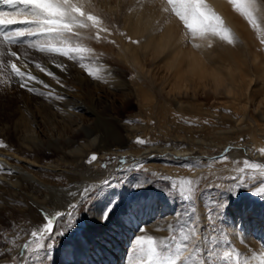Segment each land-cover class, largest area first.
I'll return each instance as SVG.
<instances>
[{
	"label": "rangeland",
	"instance_id": "1",
	"mask_svg": "<svg viewBox=\"0 0 264 264\" xmlns=\"http://www.w3.org/2000/svg\"><path fill=\"white\" fill-rule=\"evenodd\" d=\"M87 1L89 13L107 30L82 29L80 38L52 42L81 51L68 56L41 52L39 46H46L49 38L40 34L14 45L0 36V153L6 154V166H0V264H58L56 256L65 260L97 220L105 226L119 220L123 226L116 238L122 251L115 249L114 241H105L116 257L114 264H263L264 75L252 77L249 61L245 63L240 52L238 67L247 75L243 81L238 78L241 85L230 94L215 90L208 77L191 84L189 71L183 76L188 81L176 87L168 79L169 65L182 62V57L164 58L166 51L156 54L145 48L148 40L135 28L137 16L159 22L163 11L176 17L178 26L172 31L184 33V46L192 47L209 69L216 68V52L225 53L224 42L235 34L225 39V33L206 27L198 39L205 47H199L196 31L185 26L168 0ZM231 1L226 9H234L243 20L247 17L238 4L255 14L264 9V0ZM176 3L192 16L185 0ZM18 7H23L19 0L10 5L0 1L2 12L13 13ZM29 26L0 28L7 34ZM166 31L156 25L151 42L161 40ZM29 40L38 47H28ZM261 41L264 47V38ZM9 61L36 79L26 76L28 87L22 88ZM225 69L220 70L223 76ZM87 126L92 128L89 136L84 134ZM52 135L61 139L47 140ZM148 146L184 155L154 154L145 163H121L117 155ZM100 170L108 171L107 179L75 211L60 214L48 237L42 228L52 218L51 192L72 184L86 186ZM25 173L39 182L27 180ZM182 184L191 190L181 192ZM148 241L156 248V260L144 254ZM177 246L183 249L179 258ZM68 258L74 260L71 254Z\"/></svg>",
	"mask_w": 264,
	"mask_h": 264
},
{
	"label": "bare ground",
	"instance_id": "2",
	"mask_svg": "<svg viewBox=\"0 0 264 264\" xmlns=\"http://www.w3.org/2000/svg\"><path fill=\"white\" fill-rule=\"evenodd\" d=\"M185 1H186V6H188L189 10H193L194 8L199 9L201 12L206 13L210 17L211 25L209 27L213 29L215 27L216 28L214 29V31H216L215 33L220 35H223L225 33L224 35L228 36L231 35L233 32V35L235 34L234 35L235 38L232 40L229 38L230 42L228 41L224 42L227 44L223 46L222 49L228 52L229 54H226V52L224 53L221 51L216 52L215 57H218L217 59L214 60L217 63L215 66L216 68L209 69L207 68V64L203 62V59L199 57L198 53L192 50V47L184 46L185 44L184 33L183 32L174 33L172 31V29L175 26H178L177 25L178 19H176V17L172 15L170 16L165 15L163 11L159 13V17H160L158 18L159 22H155L154 20H148V19L144 21L142 17L137 16L135 28L137 31H141L142 33L144 32L145 39L148 40L145 43H143V46L145 48L151 49L156 54H162L166 51V54L163 55L164 58H166L167 56L168 57L173 56L175 58H177L178 56L182 57V62H178V64L174 63L173 65H169V68L172 70V75L168 79L171 80V82H173L172 84H175L176 87H178L177 84L182 85L183 83L188 81L183 76L185 75V71H189V74H191V78H189L191 84L198 85L199 83H202V79L204 77H208L207 78L208 83H210L215 90L224 89L225 91H228L226 92L228 94L230 90L233 89V87H235L236 89L237 84L241 85L240 80H238V78L243 81L245 80L244 77L247 75V73L245 72L246 70L240 69L241 70L240 71L238 67L239 64L238 59L240 58L239 56L240 52H242V55H244L245 57L244 58L245 63L249 61L247 65L250 67L252 71L251 72L252 77L259 78L264 75V47H263V41H261L264 37L262 38L260 37L261 35H264V21L262 22V20H264V9L262 7H260V9L257 10L259 11L258 14L254 13L255 10H249L251 14V21H249L248 18L243 20V18L239 16L240 15L239 13L238 15L233 11L234 9H230V10L226 9L231 7L230 6L232 4L231 0H225L226 2L224 0H185ZM254 1L257 2L256 0ZM81 2H83V0H81ZM233 16L235 17V20L232 19ZM216 18L219 19L218 24ZM160 24L164 25L167 31L165 32L161 40H157L156 42H151V36L156 28V25H160ZM222 25L226 26L224 27L226 28V30L225 29L224 31H221L222 29L219 30V27H221ZM205 31H206L205 28H202L196 31L195 33L196 38L194 39V42L198 43L199 47L200 46L205 47L203 44H201L198 41V39L205 34ZM237 38L239 39L238 41L242 43L241 49L236 41ZM219 47L221 46L219 45ZM186 48L187 50H185ZM258 50H260L261 56L258 55ZM157 56L159 57L160 55ZM223 68H226L224 71V73L226 72L225 76H223L220 73V70H223ZM91 133H92V128L87 126L86 129L84 130V134L89 136L91 135ZM59 139H61L59 136L52 135L47 140L49 141L51 140L52 142H58ZM64 141L69 142L70 139L66 137ZM36 143L37 145H41L42 141L40 140L39 142L37 141ZM93 145H95V142L92 144V146ZM165 153L170 156H176V157H181L184 155L183 153H178V151L177 152L173 150L169 151V148H161V149L157 148L156 150H154V148L151 146H148L144 150H140L139 152L136 153L121 151L117 155L121 158V163L122 162L136 163L138 161L141 162L144 161L145 163L147 161L148 156L150 157L154 154H165ZM5 155L0 153V166L3 167L6 166V161H5L6 158L4 157ZM155 161L156 159H150L149 162L155 163ZM24 162L25 164L27 163L30 165H34L32 162L27 160ZM147 167L153 168V165L150 166L147 163ZM108 176L109 175L107 170L106 171L100 170L97 172L95 177L91 176L92 177L90 179L91 181L86 186L77 187V185L72 184V186L70 187L55 188L51 192V196L49 198L54 206L53 209H51L50 211V217L57 216V213L65 214L68 212L75 211L81 204L83 198L89 195L93 189L98 188L101 185V182L106 180ZM25 177L27 178V180L28 179L30 181L32 180L31 182L33 181L35 183L39 182L33 175L29 173H25ZM93 218H95L96 220L98 219V217H96L94 213H93ZM97 222L99 223L95 226L94 229H92V231L85 232L84 238L76 241V244L72 246V249L68 251V253H66L67 257L65 258V260L63 259V257L61 258L59 254L58 256H56L55 259H57L58 264H107V263L114 264L116 257H114V253L111 252V249L108 247L107 245L108 243L105 245V241L106 240L111 242L114 241L111 244L115 246L116 250L119 249L120 251H122L121 247H119L120 244L116 243V238L118 237L120 239L118 230L121 229L123 226L121 225V222H119V220H114L111 224L106 226L104 224L101 225L102 222L98 220ZM44 228L45 226L42 228V230H44ZM125 229L130 234H132L130 228H125ZM261 230L264 231V223L261 227ZM107 231H111V232H107ZM112 233L114 234V236L115 235L117 236L114 237ZM263 236H264V232H263ZM262 243L264 244V239L262 240ZM69 254L73 255L74 260H69L68 258ZM58 257H60L59 258L60 260L58 259ZM262 260L264 261V257H262Z\"/></svg>",
	"mask_w": 264,
	"mask_h": 264
},
{
	"label": "snow or ice",
	"instance_id": "3",
	"mask_svg": "<svg viewBox=\"0 0 264 264\" xmlns=\"http://www.w3.org/2000/svg\"><path fill=\"white\" fill-rule=\"evenodd\" d=\"M6 2L15 4L17 0H6ZM19 3L23 5V7H18L13 13L0 11V26L15 23H22L31 26L20 28L7 34L2 31V28H0V36L4 37V41L8 45L17 44L20 38L32 37L36 34H40L49 38L46 46H39V50L41 52H59L62 55L68 56L73 50L81 51V49H72L67 47V45L64 47H56L52 42L59 41L61 44H65V41L71 40L73 36L80 38L81 32L79 30L82 29L91 30L92 28H97L98 31L107 30L106 28L100 26L101 22L97 16L89 13L88 7H90V5L87 3V0H83V2H81V0H19ZM168 4L172 6V10L184 22L185 26L193 32L211 25L210 17L206 13L201 12L199 9L194 8L193 14L190 17L186 15L185 11L181 10L183 5L178 6L176 0H168ZM237 9L242 12L249 19V21H251V14L247 11L245 4H238ZM19 16H24L26 19L17 20L16 17ZM5 17H7V19H3ZM216 19L218 24L219 19ZM74 29L76 31H74ZM224 38L227 39V36L225 35ZM27 43L28 47H38L36 43H33L30 40L27 41ZM10 55L16 56V53L11 52ZM71 58L75 59V57ZM9 63L11 64L12 75L19 78L20 86L22 88L28 87L27 81L25 80L26 76L28 80L36 79L31 73L21 71L16 64L11 63L10 61ZM36 67L41 71H45L40 64H36ZM28 90L35 91L32 88H28ZM139 142L143 143V141ZM95 159L96 157L93 155L91 160ZM190 190V186L186 188L182 184L181 192ZM59 218L60 214L57 213L56 217L47 219L44 232L48 234V237L53 234L52 229L54 221ZM69 218L71 219L70 216ZM32 236L36 237L37 233L33 232ZM40 238H44L43 234H41ZM187 238L188 237L186 236L185 239ZM25 247L27 248V245H25ZM184 247H186V245ZM182 251L183 249L180 246H177V258H179ZM196 251H200L199 247H197ZM144 254L149 258V260L157 259L156 248L153 246L152 241H148V247L146 251H144ZM208 255H211L210 251ZM193 259H195V254L193 255ZM167 264H174V261L169 260Z\"/></svg>",
	"mask_w": 264,
	"mask_h": 264
},
{
	"label": "water",
	"instance_id": "4",
	"mask_svg": "<svg viewBox=\"0 0 264 264\" xmlns=\"http://www.w3.org/2000/svg\"><path fill=\"white\" fill-rule=\"evenodd\" d=\"M40 236V235H39Z\"/></svg>",
	"mask_w": 264,
	"mask_h": 264
}]
</instances>
